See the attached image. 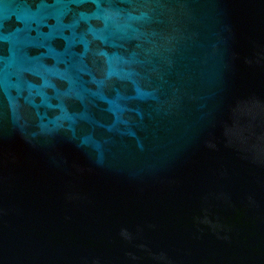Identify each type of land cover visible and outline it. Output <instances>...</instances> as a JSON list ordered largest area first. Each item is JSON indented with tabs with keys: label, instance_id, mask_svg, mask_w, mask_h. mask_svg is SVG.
Masks as SVG:
<instances>
[{
	"label": "water",
	"instance_id": "water-1",
	"mask_svg": "<svg viewBox=\"0 0 264 264\" xmlns=\"http://www.w3.org/2000/svg\"><path fill=\"white\" fill-rule=\"evenodd\" d=\"M0 264H264V0H0Z\"/></svg>",
	"mask_w": 264,
	"mask_h": 264
}]
</instances>
